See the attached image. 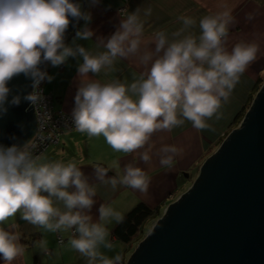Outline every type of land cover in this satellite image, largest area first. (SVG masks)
<instances>
[{"label": "clouds", "instance_id": "1", "mask_svg": "<svg viewBox=\"0 0 264 264\" xmlns=\"http://www.w3.org/2000/svg\"><path fill=\"white\" fill-rule=\"evenodd\" d=\"M144 15L150 16L151 8ZM69 17L91 20L90 14L70 0H0V114L7 112L5 104L11 91L7 85L14 77L24 74L38 89L44 79H51L40 70L42 63L59 67L70 57H82L78 66L81 83L72 112L74 130L87 133L89 138L102 136L114 152L134 154L145 164L151 161L149 153L154 145L150 142L155 133L171 131L185 121L205 130L210 127L208 121L221 119L222 102L228 101L259 51L256 44L243 42L227 50L228 25L232 22L228 11L202 18L198 37L188 31L196 21L181 16L183 27L171 40L165 31H156L148 41L154 50L142 51L144 21L137 9L122 16L118 30L106 42L101 40L106 51L98 55L79 45L66 46ZM93 35L87 27L77 32L79 39ZM129 57H138L145 67L130 84L90 78V73L96 76L102 69H112L117 58ZM24 99L37 105L42 97L34 91ZM20 100L15 96L11 104L19 105ZM41 139L39 134L23 148L0 146V225L20 213L23 220L47 232H71L68 244L86 258L87 264H122L120 254L109 258L100 249L113 248L106 225L122 223L123 215L101 204L99 220L93 222L88 213L96 203L95 186L74 161L41 163L43 154L34 155ZM181 154L182 149L168 145L157 151L161 166L167 168ZM93 168L96 179L113 189L120 185L141 193L148 191V175L132 164L124 167L122 175L107 179L108 168L100 164ZM15 227L13 224L5 230L0 226L4 264H14L24 252L19 233L11 230ZM36 244L46 251L45 240Z\"/></svg>", "mask_w": 264, "mask_h": 264}, {"label": "crops", "instance_id": "2", "mask_svg": "<svg viewBox=\"0 0 264 264\" xmlns=\"http://www.w3.org/2000/svg\"><path fill=\"white\" fill-rule=\"evenodd\" d=\"M78 5L82 12L90 14L91 20L89 22L83 19L77 20L66 46H82L92 55L106 51L101 40L106 42L118 30L122 16L134 13L137 9H140V17L144 21L145 44L141 46L142 51L145 48L149 51L154 50V44L148 41L156 31H165L171 40L172 34L183 27L181 16L191 17L196 21L195 26L188 31L198 37L201 34L200 20L205 16L224 11L230 12L232 18V22L228 25V36L225 42L227 50L231 51L236 44L242 42L254 43L258 46L257 59L240 77L228 101L222 102L221 119L213 118L208 121L210 127L205 130H197L190 122L185 121L182 126L171 131L155 133L150 142L154 145L149 153L150 163L145 164L134 154L125 155L114 152L102 136L89 138L87 133L77 131L65 133L61 142L51 147L44 159L40 161L41 163L76 162L97 191L94 198L96 203L88 213L93 217V222L99 220L98 209L101 204L110 205L125 217L138 204L143 203L151 209H159L162 213L159 218L161 219L166 209L192 187L200 175L202 165L237 129L238 117L247 113L254 100L255 87L259 79L264 78V0H98L96 3H93V0H78ZM148 8H151V15L145 16L144 11ZM121 9L124 11L121 12ZM85 27L94 35L91 39L77 38V32ZM82 62V57H70L63 65L57 67L52 77L53 87L51 86L50 91L54 98V106L70 116H72L75 96L81 83L78 66ZM52 68L47 67L48 77L52 76ZM144 71L145 67L139 62L138 57L117 58L112 69H102L98 75L94 76L90 73L89 76L101 83L119 80L130 84ZM165 145L182 149V154L174 157L171 168L161 166L160 156L157 155V151ZM96 164L109 169L106 179L117 176V173L122 175L124 167L128 164L143 169L150 179L147 193L120 185L113 189L110 184L100 182L95 177L93 166ZM13 224L16 227L11 230L19 233V243L24 246L23 254L14 261V264H87L86 258L68 244L71 232H47L23 220L20 213L0 226L10 230ZM119 224L111 221L106 225L111 233L108 239L113 243V248L109 250L101 247L100 250L109 258L120 254L123 258L122 264H127L134 253L132 248L134 245L123 242L115 234ZM58 236L63 239L62 244L59 243ZM41 239L46 241V251L36 244ZM0 264H4L2 258H0Z\"/></svg>", "mask_w": 264, "mask_h": 264}, {"label": "water", "instance_id": "3", "mask_svg": "<svg viewBox=\"0 0 264 264\" xmlns=\"http://www.w3.org/2000/svg\"><path fill=\"white\" fill-rule=\"evenodd\" d=\"M78 5V0H70ZM64 43L71 38L77 19ZM67 39V42H66ZM49 62L39 67L45 72ZM33 79L20 74L0 114V146L22 147L37 124ZM15 96L19 105H12ZM128 264H264V85L220 148L202 165L192 187L165 211Z\"/></svg>", "mask_w": 264, "mask_h": 264}, {"label": "built area", "instance_id": "4", "mask_svg": "<svg viewBox=\"0 0 264 264\" xmlns=\"http://www.w3.org/2000/svg\"><path fill=\"white\" fill-rule=\"evenodd\" d=\"M120 11L123 12L124 9ZM45 84L46 80L44 79L39 84L38 89L34 88L32 91V93L38 91L42 97L37 105L31 103L36 116L37 129L34 136L28 142L37 139L39 134L42 137L41 140L37 141L38 147L34 150V155H44L51 147L61 142L63 134L75 131L72 116L55 108L53 95L46 92ZM49 137L51 138L49 139ZM58 238L59 243L62 244L63 239L60 236Z\"/></svg>", "mask_w": 264, "mask_h": 264}, {"label": "trees", "instance_id": "5", "mask_svg": "<svg viewBox=\"0 0 264 264\" xmlns=\"http://www.w3.org/2000/svg\"><path fill=\"white\" fill-rule=\"evenodd\" d=\"M258 90L259 86L255 87L254 92L257 93ZM244 115L238 117L237 121H239L236 123L237 127ZM161 216L162 213L159 209H151L143 203H140L124 217L123 222L120 223L115 230V234L127 244L133 241L139 242L136 239L140 237L145 223L153 220L157 221ZM142 239H144V237Z\"/></svg>", "mask_w": 264, "mask_h": 264}, {"label": "rangeland", "instance_id": "6", "mask_svg": "<svg viewBox=\"0 0 264 264\" xmlns=\"http://www.w3.org/2000/svg\"><path fill=\"white\" fill-rule=\"evenodd\" d=\"M50 67H53L52 68V70H51V79L49 80V79H46V84H45V89H46V92H48V93H52L51 91H50V89H51V86L53 87V82H52V80H53V73L57 70V67H55V66H52L51 65V63L49 62V65H48V69L50 68ZM264 85V78H261V79H259V82H258V84L256 85V87L257 86H259V90L257 91V93H255V92H253V95L256 97L257 96V94H258V92L261 90V88H262V86ZM254 97V98H255ZM249 110V109H248ZM241 122L242 121H240V124H241ZM239 124V125H240ZM239 127V126H238ZM238 127H237V129H238ZM73 132V131H72ZM54 147V146H53ZM46 155V153L43 155V156H45ZM164 211V210H163ZM157 223V221H155V220H153V221H148V222H146L145 223V225L143 226V229H142V233L140 234V237L139 238H137L136 240L137 241H139V242H136V241H133L132 242V244L134 245V247H132V248H134V252L136 251V249L139 247V245H140V243L141 242H143L144 241V239H142L143 237H145V235L149 232V230H151L152 229V227L155 225Z\"/></svg>", "mask_w": 264, "mask_h": 264}, {"label": "bare ground", "instance_id": "7", "mask_svg": "<svg viewBox=\"0 0 264 264\" xmlns=\"http://www.w3.org/2000/svg\"><path fill=\"white\" fill-rule=\"evenodd\" d=\"M70 40V39H69ZM66 42H67V39H66ZM69 42V41H68ZM66 44V43H65ZM48 65H49V63H48ZM48 65H47V67H48ZM47 67H46V69H45V72L47 73ZM46 80V79H45ZM33 89H34V86L32 87V91H33ZM64 135V134H63Z\"/></svg>", "mask_w": 264, "mask_h": 264}]
</instances>
